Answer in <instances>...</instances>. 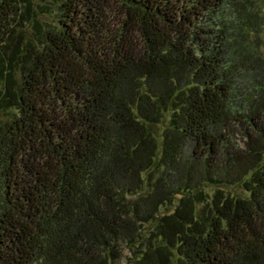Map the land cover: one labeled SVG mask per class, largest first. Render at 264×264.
I'll return each mask as SVG.
<instances>
[{
    "label": "trees",
    "instance_id": "obj_1",
    "mask_svg": "<svg viewBox=\"0 0 264 264\" xmlns=\"http://www.w3.org/2000/svg\"><path fill=\"white\" fill-rule=\"evenodd\" d=\"M259 35L262 0H0V264H264Z\"/></svg>",
    "mask_w": 264,
    "mask_h": 264
},
{
    "label": "rangeland",
    "instance_id": "obj_2",
    "mask_svg": "<svg viewBox=\"0 0 264 264\" xmlns=\"http://www.w3.org/2000/svg\"><path fill=\"white\" fill-rule=\"evenodd\" d=\"M262 2H263V4H264V0H262ZM260 36V38L263 40L264 39V35H259ZM259 45H260V47L262 48L263 47V43H262V41H259ZM235 141L240 145V146H242L243 144H242V140L239 138V136H237V135H235ZM215 188V186L214 185H211V184H209V185H207V186H205V190L206 191H208V192H211L212 191V189H214ZM169 209H171L170 208V206H169ZM127 256L129 257L130 256V254L127 252V251H125V256H124V260L120 263V264H128L127 263ZM114 264H117V263H114Z\"/></svg>",
    "mask_w": 264,
    "mask_h": 264
}]
</instances>
